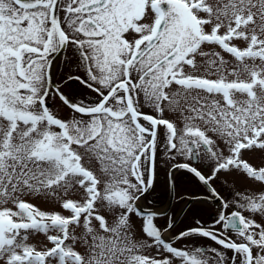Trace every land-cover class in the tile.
Here are the masks:
<instances>
[{
	"label": "snow or ice",
	"instance_id": "snow-or-ice-1",
	"mask_svg": "<svg viewBox=\"0 0 264 264\" xmlns=\"http://www.w3.org/2000/svg\"><path fill=\"white\" fill-rule=\"evenodd\" d=\"M161 147L219 203L211 225L165 239L173 222L139 205ZM254 150L264 0H0V264H264V191L213 186L232 170L264 186ZM192 237L216 246H174Z\"/></svg>",
	"mask_w": 264,
	"mask_h": 264
},
{
	"label": "flooded vegetation",
	"instance_id": "flooded-vegetation-1",
	"mask_svg": "<svg viewBox=\"0 0 264 264\" xmlns=\"http://www.w3.org/2000/svg\"><path fill=\"white\" fill-rule=\"evenodd\" d=\"M66 56L71 58V51L66 53ZM75 71L76 69L73 67V72ZM60 72L61 74L64 72L63 62H61L60 65ZM66 91L78 96L81 90L79 88L73 87L66 89ZM50 106L53 107L54 111L62 116L67 113V109L62 108L61 102L58 100L52 101ZM171 116H173V114L165 113V117L174 121L177 124V128L180 129L183 126L182 119H174ZM221 147H223L222 143ZM177 162H184V158L177 157ZM196 163V161H193V164ZM206 165L207 162L205 161L200 163L199 166L201 169H204ZM170 172L171 164L167 162L163 148L161 147L158 151L156 179L154 186L146 195V197L142 198V200L139 202V205L142 208L163 214L157 217L156 223L158 226L166 227L168 220L173 222L174 228L164 234L165 239L174 237L179 232L189 227L196 226L195 222L197 220H200L205 226L211 225L216 216L219 214L220 210L219 203L214 199H203L210 197L211 194L209 193L208 189L192 174L187 173L184 170H176L175 172H171V175ZM205 174H207V172ZM242 176L244 175L242 174L240 176L241 179ZM238 177L239 174L235 176L223 172L218 174L213 186L217 189V192H219L224 200H236L238 199L237 194H254L250 193V191H244V188L239 185V182H237L240 180V178L237 179ZM173 181L174 187L172 183ZM232 185L234 187H232ZM231 210L232 209H229V211ZM245 215L250 216V214L247 212ZM133 220L135 221L136 227L139 229L142 221L136 217H133ZM193 244L205 247L216 246L210 240L198 237L187 238L183 241H174V246L176 247H182L184 245L192 246Z\"/></svg>",
	"mask_w": 264,
	"mask_h": 264
},
{
	"label": "rangeland",
	"instance_id": "rangeland-1",
	"mask_svg": "<svg viewBox=\"0 0 264 264\" xmlns=\"http://www.w3.org/2000/svg\"><path fill=\"white\" fill-rule=\"evenodd\" d=\"M227 58L228 57L226 56V59ZM171 117L174 119H180L178 114H173V116H171ZM220 146H221V144H220ZM244 158L247 159L248 162L251 163L253 166L264 165V151L254 150L252 152L245 153ZM228 174H232L233 176L239 174V177L237 179L240 178V180L237 182H239V185H241L244 188L245 192L250 191V193L258 194L261 191H264V186H262L259 182H254L251 179L246 178L245 176H242V179H241L240 176L242 175V173L237 171V170H232ZM229 176H227V177H229ZM232 187H234V186L232 185ZM73 198H76V197H73ZM31 202L37 204L42 210H47V211L59 210L58 204H53V203H50L48 201L40 200L37 198H32ZM65 214H67V213H65ZM137 230H139V229L137 228ZM43 239H44V237L42 234H37L32 242L38 243L39 241H41Z\"/></svg>",
	"mask_w": 264,
	"mask_h": 264
}]
</instances>
